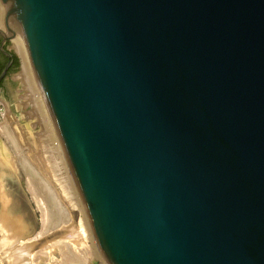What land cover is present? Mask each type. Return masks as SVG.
Listing matches in <instances>:
<instances>
[{
	"label": "water",
	"instance_id": "water-1",
	"mask_svg": "<svg viewBox=\"0 0 264 264\" xmlns=\"http://www.w3.org/2000/svg\"><path fill=\"white\" fill-rule=\"evenodd\" d=\"M1 1L108 263L264 264V0Z\"/></svg>",
	"mask_w": 264,
	"mask_h": 264
},
{
	"label": "rangeland",
	"instance_id": "rangeland-1",
	"mask_svg": "<svg viewBox=\"0 0 264 264\" xmlns=\"http://www.w3.org/2000/svg\"><path fill=\"white\" fill-rule=\"evenodd\" d=\"M2 40L0 35V47ZM4 44L2 48L7 47L15 55L16 63L2 78L0 130L4 122L3 113L8 105L16 124L9 129L18 140L21 152L0 131V139L7 150V158L0 157V264H71L66 258L68 246L72 255L86 259L81 264H101L97 245H93V236L86 230L89 225L85 213L87 210L65 151L55 149L56 142L49 126H46L43 117L35 113L32 97L25 95V86L17 77L21 71L22 58L14 48L12 39L6 40ZM1 51L0 73L5 65ZM45 103L46 100L44 111L49 114L46 118L49 124L53 118ZM24 158L54 190L58 205L50 202L42 189L37 194L40 199V203H37L30 184L29 170L22 163ZM100 249L104 255L101 246ZM100 259H103L101 255ZM103 264H106L105 260Z\"/></svg>",
	"mask_w": 264,
	"mask_h": 264
},
{
	"label": "bare ground",
	"instance_id": "bare-ground-1",
	"mask_svg": "<svg viewBox=\"0 0 264 264\" xmlns=\"http://www.w3.org/2000/svg\"><path fill=\"white\" fill-rule=\"evenodd\" d=\"M1 13H2V1L0 0V27H2ZM8 24H9L10 28H12V30L14 31V35L11 36L9 38V40L12 39L14 48L16 49V51L18 52V54L22 58L21 71L19 72L17 77H18L19 81L22 83V85L25 86V88H24V89H26V94L25 95H29L30 97H32V102L35 104V108H36V112L35 113H37L39 116H41V118L43 117L44 120H45L46 126H49V129L51 130V132L53 134L52 138L56 142L54 145L57 146V148H55V147L54 148L57 149L58 151H62L64 148H63L60 136H58L59 134H58V131H57L55 123L52 124L53 121L50 120L52 122L49 121V124H48L47 121H46V118L48 119V115L49 114L47 115L46 111H44L46 109V106L44 105V101H45L44 100V96H43V94L41 92L39 84H38L39 90L37 88L38 87L37 86V83H38L37 78H35L36 80H34V76H36V74H35L34 68L32 66L31 59H30V57L28 55L22 32L20 31V29H18L17 27L13 26V24L10 21L8 22ZM36 81H37V83H36ZM26 97H28V96H26ZM3 116H4V122L1 124V130L0 131H2V133L7 135L8 138H10V140L12 141L11 143L16 148V150L21 152L20 146H19V144L17 142L18 140L16 141L15 137L12 135V133H11V131L9 129L11 126L15 127L16 124H15L14 119L10 115V110L8 108V105H6L5 112L3 113ZM0 155H1L0 157L7 158V150L5 148V143L1 139H0ZM22 163L29 170L28 173H29V176H30V184H31L33 192L35 193L34 196H35V199H36L37 203L38 204L40 203V199H39L37 194L42 189V191L47 195V199L50 202H52L54 205H58L57 204L58 199L56 198V195L54 194V190H52V188H50V186H48V184L46 182H44L42 180V178H40L38 173L35 171V169L32 167V165L30 163H28L26 158H24L22 160ZM85 211H86V208H85ZM85 213H86L87 219L89 221V225H87V229L86 230L89 233V235L93 236V239H94L93 245L94 246L97 245V256L99 258V261L101 262V264H103L104 260H105L106 264H109L107 259H106V257L101 252L100 246H99V244L97 242V239H96L95 233L93 231V228H92V225H91V222H90V219H89L87 211ZM65 214H66V212H65ZM18 223H19V220H18ZM92 236H91V239H92ZM65 244L67 245V243H65ZM66 248H67L66 258H67L68 262H71V264H81V261L86 260L83 257H76V256L72 255L70 246H68ZM100 255H101V258H103L102 260L100 259ZM20 258H21V256H20ZM18 259H19V257H18ZM18 259H17V262L20 260V259L19 260Z\"/></svg>",
	"mask_w": 264,
	"mask_h": 264
},
{
	"label": "flooded vegetation",
	"instance_id": "flooded-vegetation-1",
	"mask_svg": "<svg viewBox=\"0 0 264 264\" xmlns=\"http://www.w3.org/2000/svg\"><path fill=\"white\" fill-rule=\"evenodd\" d=\"M4 50H5V52L1 51L3 53V55H4V58H5V65H4L3 69H2V71L5 68H7V72H6V74H7L15 66L16 57H15V55L13 53L9 52L7 47H5ZM2 82H3V79L0 80V88H1Z\"/></svg>",
	"mask_w": 264,
	"mask_h": 264
}]
</instances>
